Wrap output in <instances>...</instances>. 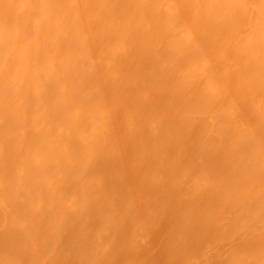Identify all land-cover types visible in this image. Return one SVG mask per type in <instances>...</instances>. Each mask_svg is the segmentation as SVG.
<instances>
[{
  "label": "bare ground",
  "instance_id": "1",
  "mask_svg": "<svg viewBox=\"0 0 264 264\" xmlns=\"http://www.w3.org/2000/svg\"><path fill=\"white\" fill-rule=\"evenodd\" d=\"M141 244L264 264V0H0V264Z\"/></svg>",
  "mask_w": 264,
  "mask_h": 264
},
{
  "label": "rangeland",
  "instance_id": "2",
  "mask_svg": "<svg viewBox=\"0 0 264 264\" xmlns=\"http://www.w3.org/2000/svg\"><path fill=\"white\" fill-rule=\"evenodd\" d=\"M173 197H175V196H172V198H170V197L167 196V197H166V200H167V201L165 200V202H168V204H171V203H172V205H173V204H174V201H173V200H175ZM171 199H172V200H171ZM169 201H173V202H169ZM165 202H164V204H166ZM165 207H166V206H165ZM167 207L170 208L171 206H170V205H167ZM172 208H173V206L170 208L171 211H169V212H171V214L168 213V210H169V209L166 208L167 210H165V211H166V213L170 214V216H169L168 218H167V217H165V218H164V217H160L161 219L159 218V220L163 221V223L158 221V222H157L158 225H155V226H154V227H155V230H153V228H152V230H153V232H152V233H153V237L150 236V237L152 238V239H151V242H153L154 244L157 245V248L159 249V252H161V254H162V255H160V253L158 254L159 257H160V256L162 257V259L160 260V262L164 261V257H165V254H166V250H165V245H166V244L164 245V243H163L164 241H162L163 239H161L160 241H162V242L159 241V242H160V243H159L160 245H159V244L157 243V242H158V237L161 238V237H164V236H165V235H164V234L166 233L165 228H167V230L169 231V232L167 231L168 234L166 233V235H167V236H168V235L170 236V234H171L170 229H172V225H171L170 222L174 223V219H172V217L174 216L173 218H175V214H173V216L171 217L172 213L174 212V209H172ZM163 213H164V212H163ZM164 216H168V215L165 214ZM170 217H171V218H170ZM170 219H172L173 221L170 220ZM168 220H169L170 222H169ZM164 222L169 223L170 226L167 225V224H165ZM157 223H156V224H157ZM166 225H167V227H166ZM156 226H157V227H156ZM168 226H169V228H168ZM164 227H165V228H164ZM157 228H158V229H157ZM163 228H164V229H163ZM160 229H161V230H160ZM156 231H157V232H156ZM155 233H156V234H155ZM160 234H161L162 236H161ZM150 235H151V230H150ZM167 236L164 237V238H167L166 242L168 241V237H167ZM150 237H149V239H150ZM152 240H154L155 242L152 241ZM148 241H149V240H148ZM148 241H147V242H148ZM156 241H157V242H156ZM153 243H151V244H153ZM161 243H162V244H161ZM196 246H199V245L196 243ZM139 247L141 248V250L138 249ZM222 247H223V246H221V247L219 246V247L217 248V252H219V251L222 250V253H223V251H224V250H223L224 247H223V248H222ZM138 248H137V249L140 250V251H139V252L137 251V252H138L137 254L135 253L136 256L133 257V264H137L139 260H141V264H145V261H146L147 259H148V262H150L151 260H153V261L155 260V259H153L152 256L150 255V253H149V251H148V247H147L146 245L141 244L140 246H138ZM142 248L145 249V250H143ZM195 248H196V249H195L196 252H194V251H193V252L196 254V253L198 252L197 249L199 250V248H197V247H195ZM221 248H222V249H221ZM218 249H219V250H218ZM142 250L144 251V253H143ZM164 253H165V254H164ZM133 254H134V253H133ZM142 254H143V255H142ZM163 254H164V255H163ZM193 255H194V254H193ZM163 256H164V257H163ZM195 256H198V254L195 255ZM135 259H136V260H135ZM145 259H146V260H145ZM149 260H150V261H149ZM157 260H158V259H157ZM153 261H152V262H153ZM138 264H140V261H139ZM146 264H147V263H146ZM148 264H149V263H148ZM150 264H151V263H150ZM153 264H154V263H153Z\"/></svg>",
  "mask_w": 264,
  "mask_h": 264
}]
</instances>
